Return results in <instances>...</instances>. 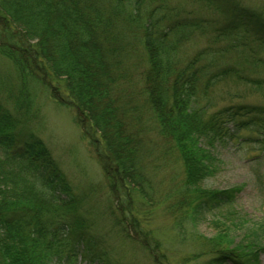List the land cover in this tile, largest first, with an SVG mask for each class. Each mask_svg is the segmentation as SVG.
<instances>
[{"label":"trees","instance_id":"trees-1","mask_svg":"<svg viewBox=\"0 0 264 264\" xmlns=\"http://www.w3.org/2000/svg\"><path fill=\"white\" fill-rule=\"evenodd\" d=\"M142 3L0 0V51L14 63L22 90L41 83L76 110L110 185L113 199L106 212L163 263L159 241L133 209L136 195L152 203L159 196L151 167L159 168L154 161L162 154L151 134L165 139L166 152L177 154L183 165L178 196L169 205L172 213L182 211L185 219L235 199V188L201 186L215 170L210 147L242 129L259 128L264 139V105L229 104L205 117L209 105L200 99L222 75L262 84L240 66H222L220 59L239 47L243 33L264 36V17L240 5L227 22L210 28L214 20L207 17L179 7L158 14ZM210 31L207 46L192 57L180 54L187 40ZM234 36L236 41L220 42ZM0 150V264H58L61 258L73 264H119L107 241L91 230L93 222L78 212V196L45 141L26 130L1 99ZM237 224L209 239L215 256L208 264H259L260 235L249 231L236 242L231 230Z\"/></svg>","mask_w":264,"mask_h":264},{"label":"rangeland","instance_id":"rangeland-1","mask_svg":"<svg viewBox=\"0 0 264 264\" xmlns=\"http://www.w3.org/2000/svg\"><path fill=\"white\" fill-rule=\"evenodd\" d=\"M164 3L165 7L161 8ZM240 5L256 10L264 17V0H143L142 8H156L157 13L161 14L173 12V7H179L182 13H194L214 20L210 28H215L227 22L236 6ZM243 34L245 37L240 38L244 43L230 49L220 59V63L222 66H240L246 76L258 79L264 85V36L252 30L247 35L246 32ZM211 35L212 31L195 35L187 40L180 54L185 58L192 57L212 41L208 38ZM233 40L237 38L227 37L220 42L226 45ZM18 73L12 60L0 51V99L21 118L26 130L33 131L45 141L78 196V212L93 222L91 230L107 241L119 264H208L215 256V252L210 249L209 239L233 222L238 223L231 230L236 242L250 231L251 236L260 235V245L264 247V144L261 142L263 133L259 128L242 129L232 139L216 142L210 147L215 170L201 186L212 190L235 188V199L200 213L193 212L191 216L194 215V218L187 216L185 219L181 215L182 211L172 213L169 208L173 198L178 196L176 192L184 174L182 162L177 154L166 152L170 149L165 139H161L157 132L151 134L159 148V155L162 154L154 161L160 165L159 168L151 167L155 171L159 196L152 203L136 195L133 209L143 226L159 241L160 250L166 255L163 263H159L149 249L115 226L106 212L109 198L113 199L110 185L91 139L84 134L76 120V110L57 101L50 89L41 83L31 82L27 90H22L23 84ZM262 84L222 75L210 93L200 99L201 104L209 105L205 117L218 107L229 104L264 105ZM168 193L170 197H167ZM190 208L188 206L183 210L189 211ZM125 223L128 226L127 220ZM57 263L73 264L65 258L57 260ZM259 264H264V249L259 253Z\"/></svg>","mask_w":264,"mask_h":264}]
</instances>
